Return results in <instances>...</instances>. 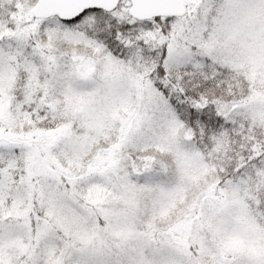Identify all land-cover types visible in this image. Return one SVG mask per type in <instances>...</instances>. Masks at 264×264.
<instances>
[{
    "label": "snow or ice",
    "instance_id": "6c2138e0",
    "mask_svg": "<svg viewBox=\"0 0 264 264\" xmlns=\"http://www.w3.org/2000/svg\"><path fill=\"white\" fill-rule=\"evenodd\" d=\"M0 264H264V0H0Z\"/></svg>",
    "mask_w": 264,
    "mask_h": 264
}]
</instances>
